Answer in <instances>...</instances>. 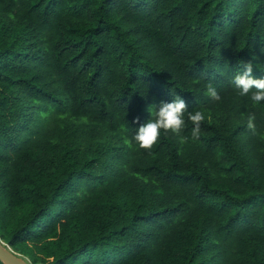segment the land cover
Segmentation results:
<instances>
[{
  "label": "trees",
  "instance_id": "trees-1",
  "mask_svg": "<svg viewBox=\"0 0 264 264\" xmlns=\"http://www.w3.org/2000/svg\"><path fill=\"white\" fill-rule=\"evenodd\" d=\"M0 240L264 264V0H0Z\"/></svg>",
  "mask_w": 264,
  "mask_h": 264
},
{
  "label": "water",
  "instance_id": "water-1",
  "mask_svg": "<svg viewBox=\"0 0 264 264\" xmlns=\"http://www.w3.org/2000/svg\"><path fill=\"white\" fill-rule=\"evenodd\" d=\"M0 262L2 264H30L28 259L15 254L0 240Z\"/></svg>",
  "mask_w": 264,
  "mask_h": 264
}]
</instances>
